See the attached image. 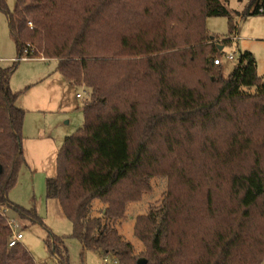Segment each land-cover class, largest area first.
<instances>
[{
    "label": "trees",
    "instance_id": "obj_1",
    "mask_svg": "<svg viewBox=\"0 0 264 264\" xmlns=\"http://www.w3.org/2000/svg\"><path fill=\"white\" fill-rule=\"evenodd\" d=\"M230 0H0L18 59L0 68V264H37L10 247L6 214L42 223L12 203L23 155L25 111L10 79L17 62L56 60L73 87L89 90L84 123L67 137L47 179L72 237L118 264H261L264 261V79L251 52L224 77L223 50L237 34ZM240 18L264 16L250 0ZM229 20V36L210 37L208 18ZM234 37V36H233ZM167 181L159 207L140 216L137 252L117 230L126 206ZM106 204L101 217L92 204ZM47 248L70 264L64 240Z\"/></svg>",
    "mask_w": 264,
    "mask_h": 264
},
{
    "label": "rangeland",
    "instance_id": "obj_2",
    "mask_svg": "<svg viewBox=\"0 0 264 264\" xmlns=\"http://www.w3.org/2000/svg\"><path fill=\"white\" fill-rule=\"evenodd\" d=\"M18 0H7L13 11ZM250 0H230L229 10L238 23V38L223 49L222 75L227 77L237 65L240 54L251 52L257 62V74L264 79V16L240 18L249 7ZM206 28L210 37L220 40L229 36L228 18H208ZM234 60L229 62L227 56ZM18 59L17 46L10 36L5 14L0 12V68L11 67ZM44 59V58H43ZM10 79V88L18 94L16 106L25 111L23 126V155L16 185L9 193L12 203L33 212L42 223L23 220L13 211L6 212L8 218L17 223L20 241L32 254L37 264H59L47 248L51 236L64 240L70 264H107L104 257L93 251H85L77 239L72 237L73 226L62 213L59 203L46 198V182L56 174L57 156L67 137L74 135L84 123L83 104L89 90L72 88L58 71L56 60L18 61ZM77 94L80 99L76 98ZM167 181L151 180V191L140 201L126 206L124 219L118 222L117 230L123 239L130 242L139 253L144 248L134 236V226L140 216L147 215L162 203L167 192ZM93 216L101 217L106 204L96 200L92 204ZM110 258V257H109ZM112 258L108 264H112ZM264 264V261L261 263Z\"/></svg>",
    "mask_w": 264,
    "mask_h": 264
},
{
    "label": "built area",
    "instance_id": "obj_3",
    "mask_svg": "<svg viewBox=\"0 0 264 264\" xmlns=\"http://www.w3.org/2000/svg\"><path fill=\"white\" fill-rule=\"evenodd\" d=\"M233 40H238L237 34H235V36L233 37ZM24 60H29L28 57H27V52H25V55L23 56V58L19 59V61H24ZM227 60L229 62H231V61L234 60V57L232 55L227 56ZM214 64L222 66L221 58L216 59L214 61ZM78 97L80 98V95H78ZM9 225H10L12 231H13L12 239H11V241L9 243V246L10 247H15L23 239V236H22V234H20L19 232L16 231L17 230L16 221H14L13 219H11V220L9 219ZM109 259H110L109 257H105L104 261L108 264L109 263ZM112 262H113L112 264H118V262L115 259H113Z\"/></svg>",
    "mask_w": 264,
    "mask_h": 264
},
{
    "label": "water",
    "instance_id": "obj_4",
    "mask_svg": "<svg viewBox=\"0 0 264 264\" xmlns=\"http://www.w3.org/2000/svg\"><path fill=\"white\" fill-rule=\"evenodd\" d=\"M224 49V47L223 46H220L219 47V51H222ZM2 166L0 165V174L2 173ZM148 262H147V260L146 259H139L138 261H137V264H147Z\"/></svg>",
    "mask_w": 264,
    "mask_h": 264
},
{
    "label": "crops",
    "instance_id": "obj_5",
    "mask_svg": "<svg viewBox=\"0 0 264 264\" xmlns=\"http://www.w3.org/2000/svg\"><path fill=\"white\" fill-rule=\"evenodd\" d=\"M237 33H238V31H237ZM238 36V35H237ZM238 40H239V38H238ZM29 60H33V59H29ZM34 60H46V59H43V58H38V59H34ZM46 61H48V60H46ZM69 84V83H68ZM70 85V84H69ZM72 88H74L72 85H70ZM78 95L79 94H77V96H76V98L79 100L80 98L78 97Z\"/></svg>",
    "mask_w": 264,
    "mask_h": 264
}]
</instances>
